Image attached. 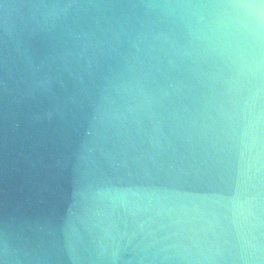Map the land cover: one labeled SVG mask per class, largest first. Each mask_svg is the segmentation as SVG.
<instances>
[{
    "label": "water",
    "instance_id": "1",
    "mask_svg": "<svg viewBox=\"0 0 264 264\" xmlns=\"http://www.w3.org/2000/svg\"><path fill=\"white\" fill-rule=\"evenodd\" d=\"M232 2L0 0V264H264V28Z\"/></svg>",
    "mask_w": 264,
    "mask_h": 264
},
{
    "label": "clouds",
    "instance_id": "2",
    "mask_svg": "<svg viewBox=\"0 0 264 264\" xmlns=\"http://www.w3.org/2000/svg\"><path fill=\"white\" fill-rule=\"evenodd\" d=\"M69 5L68 7H71ZM225 11L228 15L243 17L247 23H241V27L251 30L253 26L256 28H264V0H259V4L250 2V0H233L231 4L226 6ZM54 13H47L45 20ZM212 199H216L212 197ZM220 199H224L220 197ZM219 202V201H217ZM237 201H233L235 205Z\"/></svg>",
    "mask_w": 264,
    "mask_h": 264
}]
</instances>
